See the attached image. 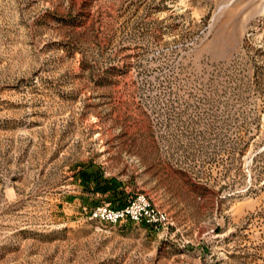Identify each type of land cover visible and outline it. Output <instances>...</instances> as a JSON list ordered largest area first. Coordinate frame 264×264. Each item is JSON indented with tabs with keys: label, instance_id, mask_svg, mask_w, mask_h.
Listing matches in <instances>:
<instances>
[{
	"label": "rangeland",
	"instance_id": "1",
	"mask_svg": "<svg viewBox=\"0 0 264 264\" xmlns=\"http://www.w3.org/2000/svg\"><path fill=\"white\" fill-rule=\"evenodd\" d=\"M0 264H264V0H0Z\"/></svg>",
	"mask_w": 264,
	"mask_h": 264
},
{
	"label": "built area",
	"instance_id": "2",
	"mask_svg": "<svg viewBox=\"0 0 264 264\" xmlns=\"http://www.w3.org/2000/svg\"><path fill=\"white\" fill-rule=\"evenodd\" d=\"M93 213L99 221L106 223H116L123 219L144 222L153 227H162L169 223L168 214L154 207L144 194L129 199L121 208H112L108 204L97 206Z\"/></svg>",
	"mask_w": 264,
	"mask_h": 264
}]
</instances>
